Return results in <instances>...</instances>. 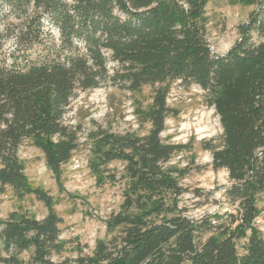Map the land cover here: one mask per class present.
Masks as SVG:
<instances>
[{"label": "trees", "instance_id": "16d2710c", "mask_svg": "<svg viewBox=\"0 0 264 264\" xmlns=\"http://www.w3.org/2000/svg\"><path fill=\"white\" fill-rule=\"evenodd\" d=\"M210 1L0 0V195L10 188L47 210L0 218V264H264V0H238L256 8L223 55L209 42ZM176 83L204 91L219 118L222 135L203 149L228 173V211L191 217L179 206L187 173L172 160L185 146L162 138ZM107 86L151 89L138 109L149 130L93 134V171L115 182L109 166L119 163L123 201L108 239L67 256L54 198L30 186L19 151L40 149L60 180L80 144L65 122L70 104Z\"/></svg>", "mask_w": 264, "mask_h": 264}, {"label": "rangeland", "instance_id": "374dc122", "mask_svg": "<svg viewBox=\"0 0 264 264\" xmlns=\"http://www.w3.org/2000/svg\"><path fill=\"white\" fill-rule=\"evenodd\" d=\"M255 8L256 5H246L238 0L209 2L206 10L212 18V25L208 37L213 53L223 55L233 46L238 39L239 26L247 21ZM151 96L150 88H144L141 94L111 86L78 92L65 122L78 130L80 144L70 162L62 167L60 180L47 167L40 149L30 142L20 148L19 156L30 186L54 198L56 211L62 219L60 239L66 243L65 255H75L76 248L91 253L97 240L108 239L106 221L119 212L123 201L122 166L119 163L109 166L113 173H117L115 182L93 171L96 160L93 134L99 129L118 134L146 133L149 125H141L138 109L147 106ZM167 103L172 113L166 121L162 138L167 143L185 146L172 160V164L187 173L181 185L189 192L182 197L179 206L191 217L228 211L229 205L222 197V189L230 185L228 173L214 171L212 157L203 149L205 142L217 140L223 132L205 92L198 87L185 89L176 83ZM196 190L202 191L203 196L196 197L193 193ZM0 201L2 220L15 211L38 220L47 214L45 206L35 196L21 200L10 188L0 195ZM260 206H264V201ZM258 223L264 230V218Z\"/></svg>", "mask_w": 264, "mask_h": 264}]
</instances>
